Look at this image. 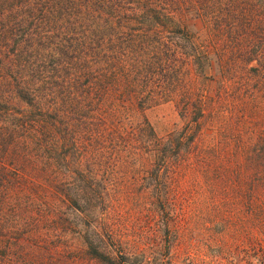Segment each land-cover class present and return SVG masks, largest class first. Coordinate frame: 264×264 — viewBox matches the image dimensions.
Listing matches in <instances>:
<instances>
[{
  "label": "trees",
  "instance_id": "trees-1",
  "mask_svg": "<svg viewBox=\"0 0 264 264\" xmlns=\"http://www.w3.org/2000/svg\"><path fill=\"white\" fill-rule=\"evenodd\" d=\"M263 91L264 0H0V264H169L166 220L146 249L109 227L92 175L121 150L159 180L152 218L181 169L243 156L230 190L261 227ZM160 101L181 123L162 136L144 115Z\"/></svg>",
  "mask_w": 264,
  "mask_h": 264
},
{
  "label": "rangeland",
  "instance_id": "rangeland-1",
  "mask_svg": "<svg viewBox=\"0 0 264 264\" xmlns=\"http://www.w3.org/2000/svg\"><path fill=\"white\" fill-rule=\"evenodd\" d=\"M188 29L201 33L198 22H189ZM255 103L252 110L254 122H264V100L255 99ZM144 115L158 136L181 125L172 101L155 103L144 111ZM226 152L230 161L222 162L219 166L216 163L217 167L213 166L215 159L210 156L205 170L192 165L180 170L178 182L172 185L174 195L170 196L174 209L169 211L171 216L164 218L145 215L144 208L149 209L150 201L143 192L144 188L147 186L149 191L152 189L154 192V188L159 185L157 180L156 184L150 186L148 176L153 173L142 170L136 163H129L130 158L124 160L126 153L123 150L116 156L108 155L103 165L93 171L92 177L100 180L107 193L112 194L108 213L112 216L115 207L119 220L110 223L109 227L120 235L125 234L129 245L137 244L141 249H146L148 243L141 244L142 241H146V238L157 241L163 231L160 221L166 220L171 236L180 235L173 243L168 238V245L172 244L168 253L169 264H264V223L259 227L255 210L246 208L245 211L230 190L237 185L234 161L242 163L243 156L235 155L229 149ZM115 157L128 160V164H115ZM110 218L102 220L106 222ZM241 218L246 220L239 223ZM260 218L263 219L259 215ZM247 231L252 235L246 236ZM159 238L163 239L161 236ZM166 260L163 258L162 261ZM81 262L77 259L76 264ZM147 262L150 261L145 257Z\"/></svg>",
  "mask_w": 264,
  "mask_h": 264
}]
</instances>
